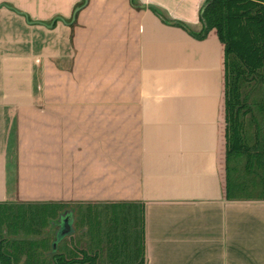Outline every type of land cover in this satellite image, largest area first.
Instances as JSON below:
<instances>
[{"label": "crops", "instance_id": "0c3cea01", "mask_svg": "<svg viewBox=\"0 0 264 264\" xmlns=\"http://www.w3.org/2000/svg\"><path fill=\"white\" fill-rule=\"evenodd\" d=\"M84 2L0 0V205H139L145 264H264V156L224 193L221 45L170 23L205 0Z\"/></svg>", "mask_w": 264, "mask_h": 264}, {"label": "trees", "instance_id": "16d2710c", "mask_svg": "<svg viewBox=\"0 0 264 264\" xmlns=\"http://www.w3.org/2000/svg\"><path fill=\"white\" fill-rule=\"evenodd\" d=\"M204 7L201 33L190 31L182 23H170L189 31L198 40L216 36L222 45L223 150L220 161L227 183L224 193L229 200L234 194L233 181H241L245 171L250 172L264 156V0H205ZM3 206L6 205L0 208ZM100 211L92 215L88 210V227L84 226L80 232L82 237L89 238L90 251L76 248L78 252H75L76 249L61 246L58 253H50L49 261L42 264H96L103 246L110 264H145L143 207L117 204ZM4 232L0 229L2 264H19L22 258L24 264H39V246H34L35 242L12 243ZM43 243L46 244V240ZM16 245L21 247L14 249ZM28 245L30 249L25 250ZM79 254L82 257L76 259Z\"/></svg>", "mask_w": 264, "mask_h": 264}, {"label": "rangeland", "instance_id": "374dc122", "mask_svg": "<svg viewBox=\"0 0 264 264\" xmlns=\"http://www.w3.org/2000/svg\"><path fill=\"white\" fill-rule=\"evenodd\" d=\"M85 2L81 5L83 6ZM80 6V7H81ZM203 25V23H202ZM174 26V25H173ZM187 26V25H186ZM178 27V26H177ZM181 28V27H180ZM189 29V27L187 26ZM183 29V28H182ZM190 30V29H189ZM202 29L196 33H201ZM191 31V30H190ZM218 39L216 36H208L204 40L199 41H209L210 39ZM219 41V40H218ZM220 43V41H219ZM221 45V43H220ZM223 52H222V45H221V91H223V75H224V69H223ZM215 83L218 85V78H215ZM104 211L101 210L100 213ZM0 212L2 213L1 222L2 225L0 229L5 230L4 233L7 232L5 235L7 238L10 239V242L25 245L21 241H33L35 242L34 246H45L49 251L52 253H58L59 248L67 246V247H77L78 249H83L85 251H90L89 249V238L87 235L83 236L80 234L81 229L85 226L88 227V221L86 222V214L85 219L81 217L79 220V223H75L74 220L72 221V232L71 234H67L68 238H71L72 235H75L74 238H72L71 241L69 240H61L60 235L58 233V229L63 227L62 221L63 219L57 218V212L55 209L53 210H40L36 208H13L10 206H3L0 208ZM80 211L79 213H81ZM99 213V212H97ZM83 214V213H82ZM106 212H104L105 216ZM80 215V214H79ZM65 218H68L66 216ZM64 218V219H65ZM19 222L20 224L17 225V228H15V224ZM83 223V224H82ZM105 223V221H104ZM13 226V227H12ZM94 227V225H93ZM107 227V225H106ZM36 229V230H35ZM2 232V231H1ZM56 237L57 241H52V238ZM63 237V236H62ZM82 237V238H81ZM47 239V240H46ZM66 239V238H65ZM83 239V240H80ZM21 240V241H19ZM46 240V244L43 242ZM61 244V245H60ZM21 245L13 246L14 249L20 248ZM55 245L58 246L54 247ZM25 250H29L30 246H26ZM56 248V249H55ZM63 249V248H62ZM102 250H100L98 259L96 264H110V257L108 255L107 250L103 247H101ZM79 257H76V259H80L82 257L81 254H79ZM94 256V255H92ZM24 258H22L23 260ZM20 261L19 264H24L23 261Z\"/></svg>", "mask_w": 264, "mask_h": 264}, {"label": "water", "instance_id": "95a60500", "mask_svg": "<svg viewBox=\"0 0 264 264\" xmlns=\"http://www.w3.org/2000/svg\"><path fill=\"white\" fill-rule=\"evenodd\" d=\"M87 2L88 0H85V4L81 7H78L76 10H75V13H74V16H73V19L71 22H74L75 21V18H76V14L82 9L84 8L86 5H87ZM206 7H203L202 9V13L204 12ZM62 224H63V227L59 230V235H60V239L62 240L63 238L67 237V234H71L72 232V224H71V218L68 217V218H65L63 219L62 221ZM63 236V237H62ZM54 247H57V245H55ZM56 249V248H55ZM0 264H2L1 260H0Z\"/></svg>", "mask_w": 264, "mask_h": 264}]
</instances>
